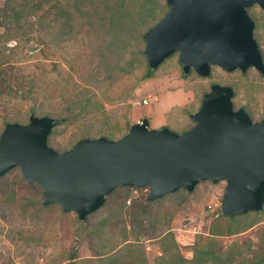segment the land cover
<instances>
[{
  "label": "rangeland",
  "instance_id": "374dc122",
  "mask_svg": "<svg viewBox=\"0 0 264 264\" xmlns=\"http://www.w3.org/2000/svg\"><path fill=\"white\" fill-rule=\"evenodd\" d=\"M167 10L164 0H0V131L49 116L62 118L46 138L56 152L79 139L115 140L165 89L181 94L165 114L180 133L211 83L232 88V109L264 118V74L253 67L183 74L174 52L147 70L142 34ZM246 12L264 64V10ZM183 115L185 129H172ZM223 187L200 181L148 201L147 187L120 186L79 220L43 205L41 187L13 167L0 176V264H159L160 256L192 264L194 250L208 248L216 264H264V202L259 211L213 216Z\"/></svg>",
  "mask_w": 264,
  "mask_h": 264
},
{
  "label": "water",
  "instance_id": "95a60500",
  "mask_svg": "<svg viewBox=\"0 0 264 264\" xmlns=\"http://www.w3.org/2000/svg\"><path fill=\"white\" fill-rule=\"evenodd\" d=\"M168 10L143 34L150 69L172 53L183 74L208 76L254 67L264 72L246 8L264 0H164ZM233 91L211 83L189 119L176 133L148 128L146 118L130 124L115 140H77L56 152L46 145L62 118L28 115L25 124L5 123L0 131V176L17 167L42 189V204L57 203L79 220L98 209L116 187H147L148 201L178 189L190 192L200 181L224 182L219 212L232 217L259 211L264 202V118L251 121L232 109Z\"/></svg>",
  "mask_w": 264,
  "mask_h": 264
},
{
  "label": "crops",
  "instance_id": "0c3cea01",
  "mask_svg": "<svg viewBox=\"0 0 264 264\" xmlns=\"http://www.w3.org/2000/svg\"><path fill=\"white\" fill-rule=\"evenodd\" d=\"M180 95V93L165 91L164 89L156 95L158 100H154L144 108L146 119L151 128H161L163 126L171 128V126L167 124L168 120L166 119L165 114L173 106L174 100L179 98ZM182 120L186 121L184 125L180 124L172 129L184 130L188 119L183 115Z\"/></svg>",
  "mask_w": 264,
  "mask_h": 264
},
{
  "label": "trees",
  "instance_id": "16d2710c",
  "mask_svg": "<svg viewBox=\"0 0 264 264\" xmlns=\"http://www.w3.org/2000/svg\"><path fill=\"white\" fill-rule=\"evenodd\" d=\"M147 70L150 71V68L147 66ZM86 217V216H85ZM220 256L214 253L210 248L208 249H196L193 252V256L191 258L192 264H216L217 261H220ZM169 260L163 257H159V264H166ZM179 261V260H178ZM170 262V261H169ZM177 264V262H175ZM256 264V263H250Z\"/></svg>",
  "mask_w": 264,
  "mask_h": 264
},
{
  "label": "flooded vegetation",
  "instance_id": "af4514ba",
  "mask_svg": "<svg viewBox=\"0 0 264 264\" xmlns=\"http://www.w3.org/2000/svg\"><path fill=\"white\" fill-rule=\"evenodd\" d=\"M259 7V6H258ZM260 8V7H259ZM261 10H264V8H260ZM254 23V22H253ZM253 27H254V25H253ZM256 42V41H255ZM257 44V43H256ZM257 47H258V45H257ZM258 50H259V53H260V49H259V47H258ZM260 57H261V61H262V56H261V53H260ZM262 64H263V62H262ZM263 66H264V64H263ZM250 67H252V66H250ZM248 68V67H247ZM254 68V67H253ZM256 69V68H255ZM260 74H264V72L262 73V72H260L258 69H256ZM233 71V70H232ZM244 71V70H243ZM227 72V71H226ZM230 72V71H229ZM233 91V90H232ZM232 96H233V94H232ZM232 98V97H231ZM239 108H241V107H239ZM243 109V108H242ZM234 110V109H233ZM247 114V113H246ZM249 117V116H248Z\"/></svg>",
  "mask_w": 264,
  "mask_h": 264
},
{
  "label": "built area",
  "instance_id": "2783aa9c",
  "mask_svg": "<svg viewBox=\"0 0 264 264\" xmlns=\"http://www.w3.org/2000/svg\"><path fill=\"white\" fill-rule=\"evenodd\" d=\"M213 212V216H217L220 212H219V208L216 210H211Z\"/></svg>",
  "mask_w": 264,
  "mask_h": 264
}]
</instances>
